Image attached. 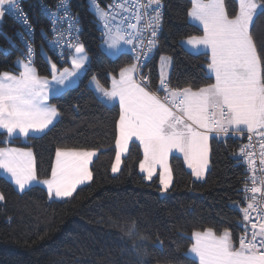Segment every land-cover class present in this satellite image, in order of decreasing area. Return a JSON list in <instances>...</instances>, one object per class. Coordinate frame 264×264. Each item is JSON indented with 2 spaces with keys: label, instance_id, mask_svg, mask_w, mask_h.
I'll use <instances>...</instances> for the list:
<instances>
[{
  "label": "snow or ice",
  "instance_id": "1",
  "mask_svg": "<svg viewBox=\"0 0 264 264\" xmlns=\"http://www.w3.org/2000/svg\"><path fill=\"white\" fill-rule=\"evenodd\" d=\"M15 5L16 0H0V17L13 11ZM90 5L101 26L102 47L115 49L122 41L129 46L125 54L132 57L120 69L118 78L111 76L110 88L96 77L91 80L98 97L118 102L112 172L119 171L130 142L138 141L143 148L140 172L151 181L159 169L161 191L167 192L172 183L169 156L174 151L183 154L192 175L199 179L209 164L210 137H240L246 133L248 143L241 146L238 158L252 175L246 177L242 189L245 206L238 209L243 228L239 246H234L228 230L217 234L209 228L192 234L189 255L195 257L192 264H264V46L258 49L250 31L258 10L264 12V0H239V11L232 16L226 13L223 0H192L189 16L202 26L203 35L190 36L180 43L186 50H208L207 70L215 79L197 89L171 86L167 71L171 57H160L156 90L142 71L157 44L162 0H113L105 7L99 0H90ZM56 9H44L54 36L49 48L53 52L59 48L57 56L63 61L59 67L50 61L51 78L38 74L34 49L23 36L20 38L26 52L22 53L23 60L16 62L22 70L0 74V130L9 137L44 133L59 116L57 107L48 103L50 95L55 98L78 86L79 77L87 71L89 57L84 45L73 36L79 34L75 27L78 21L68 14L66 0H61ZM25 20L22 18L21 23ZM64 24L68 25L66 30H62ZM24 27L31 38L30 25L24 23ZM96 156V150L58 147L50 178L41 181L31 150L0 147V169L20 191L35 182L46 186L49 198H66L92 179L89 165ZM4 199L0 194V201Z\"/></svg>",
  "mask_w": 264,
  "mask_h": 264
},
{
  "label": "trees",
  "instance_id": "2",
  "mask_svg": "<svg viewBox=\"0 0 264 264\" xmlns=\"http://www.w3.org/2000/svg\"><path fill=\"white\" fill-rule=\"evenodd\" d=\"M111 1L99 3L105 7ZM223 2L229 16L237 13L236 0ZM162 4L163 28L155 56L147 65L152 89L158 83L161 56L171 57L172 87L197 89L213 83L206 71V54H191L180 43L201 35L189 21L191 1L162 0ZM71 5L89 57L87 71L78 86L49 98L59 112L50 129L26 140L15 137L7 144L31 150L41 181L50 178L58 147L96 150L90 165L92 179L70 197L51 199L39 186L18 192L0 176V193L5 197L0 203V264H192L188 256L192 234L209 228L217 234L228 230L237 244L242 219L238 209L245 205L244 172L238 154L245 136L212 138L210 169L200 180L191 175L180 157L172 156V183L164 195L158 178L149 181L140 172L143 153L137 142H130L119 171L113 173L119 108L103 102L90 83L96 77L109 88L111 76H117L132 57L127 52L118 54V59L106 54L100 47V25L87 0H72ZM28 10L36 32L47 29L37 9ZM250 31L258 49L264 46L261 10ZM13 32L12 22L4 19L0 25V74H16V62L23 58L20 50L11 48ZM35 68L40 76H50L40 47ZM5 141L6 135L0 131V147Z\"/></svg>",
  "mask_w": 264,
  "mask_h": 264
},
{
  "label": "built area",
  "instance_id": "3",
  "mask_svg": "<svg viewBox=\"0 0 264 264\" xmlns=\"http://www.w3.org/2000/svg\"><path fill=\"white\" fill-rule=\"evenodd\" d=\"M71 1L72 0H66V5L68 8V14L72 17L73 20L78 21L76 23L75 27L77 29H79L78 36H76L75 33H73V36L82 43L81 25H80L78 16L73 11ZM60 2H61V0H16L15 9L11 12L6 11L3 15V17L5 19L9 20L10 22H12V24L14 26L13 40L11 42V48L13 50H20L21 53H25L26 50H25L24 44L20 38L21 36H23L24 40H27L28 43L31 44L32 48L34 49V61L36 60V57L38 55L39 47H42L44 50H46L54 58L62 61V59L58 58V56H57V53L60 51V49L58 48L56 50V52H53L52 49L49 48V42H51L54 39V36H53V32H52V24L50 23L48 16L44 12L45 7H47L51 11L55 12L57 10L56 5H58ZM112 2H113V0L111 2H109L107 5L111 4ZM30 7L37 9L39 15L45 20L47 29H40V30H38V32H36L34 25L32 23V20L30 18L29 10H28V8H30ZM161 11H162V20H161L160 27L157 30V44H156V46L158 45V42H159L158 38H159V35H160L162 28H163V14H164L163 4H162ZM60 15H61V18L64 17L63 12H61ZM24 17H26V20L24 21V23L29 24L30 30L33 32V36L31 38L28 36V34L25 30L24 23H21V19ZM133 22H135V21H133ZM142 26L143 25H141V27ZM61 27H62V30H66L68 28V25L64 24ZM17 33H19L20 35L18 36ZM144 35L147 37L149 35V33H144ZM45 37H47V39H45ZM37 38L39 39L38 40L39 41L38 48H37V43H38ZM155 49H156V47L152 50L151 59L147 62L146 66L143 67V69H142L143 73L147 74L148 76H149V71H148L147 65L153 59ZM22 60H23V58H22ZM160 95H163V93H161ZM247 143H248L247 134L245 133L244 144H247ZM238 165L243 168V172H244L243 180H244V187H245L246 177L252 175V173L247 171V165L242 161V159H239ZM257 167H259L258 161H257ZM250 186H251V182L249 181V187ZM257 186H259V185H257ZM248 195H251V193L249 192ZM244 196H245V193H244ZM257 198L259 199V194H257ZM253 216H255V213H253ZM239 229H240V236H239V239H240V237L243 234V228L241 226V221L239 223Z\"/></svg>",
  "mask_w": 264,
  "mask_h": 264
},
{
  "label": "crops",
  "instance_id": "4",
  "mask_svg": "<svg viewBox=\"0 0 264 264\" xmlns=\"http://www.w3.org/2000/svg\"><path fill=\"white\" fill-rule=\"evenodd\" d=\"M191 1V7H192V0H190ZM237 2V5H238V11H239V0H237L236 1ZM191 9V8H190ZM190 11V10H189ZM238 11H237V13H238ZM260 10H258V12H259ZM188 17H189V21L193 24V25H195V26H197L200 30H201V35H203V30H202V26L201 25H199L198 24V22H194L191 18H190V16L188 15ZM255 18V17H254ZM200 35V36H201ZM188 39V38H187ZM187 39H185L184 41H186ZM184 48V47H183ZM185 49V48H184ZM128 50H127V48L125 49V50H123V51H120V53H122V52H127ZM187 51H189V52H195V53H203V54H206V56H207V59H208V50L207 49H205V48H203V47H200V48H197V49H195V50H193V49H191V48H188L187 49ZM119 53V54H120ZM208 63V62H207ZM88 66V65H87ZM16 67H17V64H16ZM36 69V68H35ZM171 69H172V61H171V64L168 66V68H167V71H168V73H169V75H170V72H171ZM22 70V68H17V70H16V74H18L19 73V71H21ZM159 70H160V57H159V59H158V63H157V73H158V83H157V86H156V89L159 87V79H160V77H159ZM206 71H207V73L209 74V76H211L212 77V79H213V83L215 82V79H214V76L212 75V74H210L209 72H208V70H207V64H206ZM8 73H10V72H8ZM2 74V73H1ZM13 74V73H12ZM42 77V76H41ZM51 78V77H50ZM81 78V77H80ZM79 78V79H80ZM117 78H118V75H117ZM78 82H79V80H78ZM90 85H91V87L93 88V86H92V84L90 83ZM109 88H110V86H109ZM155 89V90H156ZM96 94H97V92H96ZM161 94V93H160ZM98 95V94H97ZM50 97H51V95H50ZM103 102H105V103H107V104H111V102H108V101H106V100H104L102 97H99ZM48 103H49V101H48ZM50 104V103H49ZM117 106H118V102L117 103H115ZM119 108V107H118ZM58 118H59V116L56 118V120L54 121V123H53V125L56 123V121L58 120ZM119 120V119H118ZM117 124H118V122H117ZM53 125H50L49 126V128L48 129H50ZM48 129H46L45 130V132L48 130ZM1 132H3L5 135H6V141H5V145L3 146V147H14V146H9L8 144H7V142L9 141V140H12L13 138H15V137H19V138H21L22 140H26L27 138H30V137H35V136H39V135H41V134H43V133H33V134H31L30 136H28V137H24V136H12V137H9L8 135H7V133L6 132H4L3 130H0ZM117 135H118V129H117ZM213 137H210V139H209V164H208V167H207V169L205 170V172H204V175L201 177V178H196L194 175H192V170L190 169V168H188V166H187V163H186V161L184 160V157H183V154L182 153H179V152H173L172 154H170V156H169V159L172 157V156H178V157H180L181 159H182V161H183V163H184V165H185V167H186V169L191 173V175L195 178V179H198V180H200V179H203L204 177H205V175L207 174V172L209 171V169H210V140L212 139ZM217 138H220V137H217ZM137 143H139L138 141H136ZM141 147V150H142V153H143V148H142V146H140ZM15 148H20V147H15ZM22 149H24V148H22ZM27 150H29V149H27ZM126 153H124L122 156H124ZM33 158H34V156H33ZM96 157H94L93 159H92V162H93V160L95 159ZM54 162H55V158H54V161H53V165H54ZM91 162V163H92ZM91 163H90V165H91ZM90 165H89V169H90ZM158 172H159V169L157 170V175H154L153 176V178H158V180H159V175H158ZM144 176H145V174L144 173H142ZM0 176L2 177V178H4L6 181H8L12 186H13V188L16 190V191H18V192H23V191H20L19 190V188H18V186H16L15 184H14V182H12L11 180H10V178L8 177V175L6 174V173H4L3 172V170L2 169H0ZM90 181H86L84 184H81V185H79L78 187H81V186H83V185H85V184H87V183H89ZM159 184H160V182H159ZM33 186H39V187H41V188H43L45 191H46V186H44V185H42V184H37V183H33L32 185H30L28 188H30V187H33ZM161 186V185H160ZM77 187V188H78ZM27 188V189H28ZM55 199H62V198H55ZM220 234H222V233H220ZM239 236H240V234H239ZM239 236H238V242H237V244L233 241V243H234V246H236V247H238L239 246ZM192 238H193V236H192ZM193 242H194V239H193ZM188 256H189V258H191L192 260H195V257L194 256H190L189 255V252H188ZM197 264H198V262H197Z\"/></svg>",
  "mask_w": 264,
  "mask_h": 264
},
{
  "label": "rangeland",
  "instance_id": "5",
  "mask_svg": "<svg viewBox=\"0 0 264 264\" xmlns=\"http://www.w3.org/2000/svg\"><path fill=\"white\" fill-rule=\"evenodd\" d=\"M237 1V0H236ZM87 3H88V5H89V9L91 10V5H90V0H87ZM97 19V18H96ZM98 22V21H97ZM98 25H100L99 24V22H98ZM102 44H103V41L101 42V49L102 50H104L105 51V53L107 52L108 53V55L109 56H111V57H116L119 53H120V51H123V50H125L126 48L128 49V47L129 46H126V45H124L123 44V42L121 41L120 42V44L117 46V48H115V49H110V48H106V47H102ZM44 52V51H43ZM43 56H45V57H48L49 58V56L47 55V53H45L44 52V54H43ZM87 56H88V54H87ZM50 61L51 62H55L54 60H51L50 58L47 60V62H48V64H49V71H51V69H50ZM58 65V64H57ZM64 66H70V63L68 64V65H64ZM58 67H59V65H58ZM83 75V73L81 74V76ZM80 76V77H81ZM42 77H48L49 79H50V76H42ZM79 77V78H80ZM79 80V79H78ZM77 83H78V81H77ZM162 193V194H161ZM160 194L161 195H164L165 193L164 192H161ZM164 193V194H163ZM1 194V193H0ZM3 202V200L2 201H0V203H2ZM241 208V207H240Z\"/></svg>",
  "mask_w": 264,
  "mask_h": 264
},
{
  "label": "bare ground",
  "instance_id": "6",
  "mask_svg": "<svg viewBox=\"0 0 264 264\" xmlns=\"http://www.w3.org/2000/svg\"><path fill=\"white\" fill-rule=\"evenodd\" d=\"M56 61L59 62L60 64L63 63V61H60V60H58V59H56ZM34 67H35V61H34Z\"/></svg>",
  "mask_w": 264,
  "mask_h": 264
},
{
  "label": "water",
  "instance_id": "7",
  "mask_svg": "<svg viewBox=\"0 0 264 264\" xmlns=\"http://www.w3.org/2000/svg\"><path fill=\"white\" fill-rule=\"evenodd\" d=\"M3 16L2 17H0V25H1V23L3 22Z\"/></svg>",
  "mask_w": 264,
  "mask_h": 264
}]
</instances>
